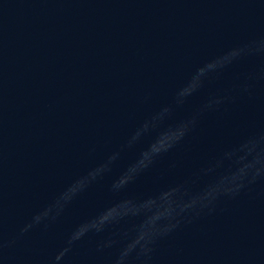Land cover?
<instances>
[{
  "label": "water",
  "instance_id": "obj_1",
  "mask_svg": "<svg viewBox=\"0 0 264 264\" xmlns=\"http://www.w3.org/2000/svg\"><path fill=\"white\" fill-rule=\"evenodd\" d=\"M0 264H264V0H0Z\"/></svg>",
  "mask_w": 264,
  "mask_h": 264
}]
</instances>
